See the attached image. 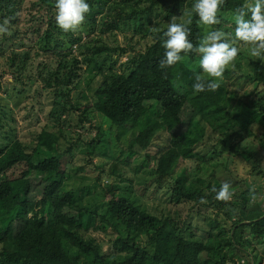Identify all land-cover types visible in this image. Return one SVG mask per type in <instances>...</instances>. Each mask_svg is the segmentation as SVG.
Masks as SVG:
<instances>
[{
	"label": "trees",
	"instance_id": "1",
	"mask_svg": "<svg viewBox=\"0 0 264 264\" xmlns=\"http://www.w3.org/2000/svg\"><path fill=\"white\" fill-rule=\"evenodd\" d=\"M26 1L29 0H0V22L9 20V31L0 33V56L7 47H24L19 33L12 28L20 22ZM249 2L223 0L218 11L219 23L206 26L208 30L193 13L188 38L195 46L211 29L232 33L234 12ZM30 3L35 11L32 33L36 36L41 33L46 40L53 39L55 47L61 48L63 41L57 36L54 0H30ZM88 3L89 12L84 21L91 26L98 24L102 34L121 30L122 25L129 27V21L135 23L132 32L150 39L151 43L127 60L123 73L109 72L102 78L82 114L91 108L103 117L122 121L120 128H137L136 141L143 147L156 149L154 154H146L143 163L150 167L156 190L166 194L168 204L192 203L224 210L222 217L230 220V227L227 231L210 219L214 227L206 234L205 241H201L186 233L185 223L171 217L158 218L127 195L112 194L105 206L102 204L99 220L104 224L108 244L86 235L99 219L95 220L99 208L80 207V192L89 193L88 189L67 188L64 184L69 176L63 159L69 149L61 151L59 142L64 135L61 128L54 130V126L66 110L67 91L72 81H80L82 66L97 65L96 55L125 54L126 49L112 48L103 42L91 47L89 42L76 38L69 43L78 56L55 52L59 57L57 67L43 76L46 85L56 88L49 113L53 124L42 126L32 149H26L18 141L4 145L6 152L0 149V264H234L230 254L244 252L252 240L264 244V202L262 206L248 209L251 191L230 203L216 199L212 189H218L220 184L214 174L213 180L207 176L208 166L203 158L191 175L187 170L176 172L175 168L187 150L185 133L197 135L198 139L208 127L218 134L217 142L232 151L245 138L253 136V129L261 130L263 137L264 99L236 103V96L227 92L222 82L215 91L195 93L192 84L195 74L201 70L199 54L194 51L182 52V60L172 66L159 67L164 52L163 32L171 17L187 19L193 0H88ZM230 22L232 29L227 26ZM65 35L72 34L65 32ZM27 60L28 53L20 51L13 52L7 62L21 72ZM249 64L252 83L264 85V65L255 60ZM58 88L66 91L58 93ZM189 107L192 110H187ZM183 110L189 117L191 133L189 127L181 134L177 132ZM158 137L160 140L154 144ZM90 146L93 154L105 152L99 140ZM112 172H116V167L113 166ZM257 173L264 177V171ZM193 176L197 182L191 179ZM233 209H237L235 216L231 213ZM246 234L250 242L244 237ZM250 252L252 264L264 261V248L261 253Z\"/></svg>",
	"mask_w": 264,
	"mask_h": 264
},
{
	"label": "rangeland",
	"instance_id": "2",
	"mask_svg": "<svg viewBox=\"0 0 264 264\" xmlns=\"http://www.w3.org/2000/svg\"><path fill=\"white\" fill-rule=\"evenodd\" d=\"M33 16L35 11L32 10L30 0L26 1L20 12V22L12 28L19 33L24 47L21 49H17V46L7 47L0 56V149L7 150L4 145L12 144L14 141H18L26 149H32L42 126L46 123L53 124L49 113L55 99L56 88L52 84L46 85L43 76L48 70L57 67L59 57L55 52L78 56L77 52H74L75 47L69 43V40L76 38H80L81 42H89L91 47L100 42L112 48L118 46L126 49V53L109 52L96 55L94 60L98 62L97 65L82 66L80 81L78 83L76 80L72 81L73 84L67 91L69 98L66 99L68 101L66 110L54 126V130L61 128L64 135L59 142L61 151L69 149L63 159V164L67 163L65 173L69 176L64 184L67 188L88 189L89 193L80 192L82 196L80 207L99 208L95 220L99 219L88 229L86 235L97 242L108 244L105 241L106 230L104 224L100 222V216L103 214L102 204L105 206L112 194L127 195L140 208L158 218L171 217L185 223L188 226L186 233L194 239L205 241L206 234L214 227L210 219L228 231L230 220L222 217L224 210L218 211L206 205L193 206L192 203L180 206L168 204L166 194L156 190L154 177L150 175V167L143 163L146 154L152 155L156 149L152 146L143 147L136 141L137 128L130 129L128 126L120 128L122 121L103 117L91 108L85 115L82 114L84 106L93 100L94 91L102 78L109 72L123 73L127 60L136 52L144 51L150 45V39L135 35L132 32L135 23L131 24L129 21L127 22L129 27L122 25L121 30L118 28L104 34L99 31L98 24L91 26L83 21L77 31H69L72 34L70 36L65 35V32L56 25L57 36L63 41L62 47L56 48L53 39L46 40L43 34L36 36L32 33ZM182 17L184 16L178 17L180 21L183 20ZM97 20L101 22L99 18ZM227 26L231 29L233 27L231 22ZM204 27L205 30L209 29ZM237 47L239 52L232 64L225 68L229 72L224 71L221 79L224 88L236 96V103L264 99V85L252 83V67L249 64L250 60H255L264 65V57H251L248 53L249 45L244 42L238 43ZM20 51L28 53V60L24 70L17 72L9 66L7 59L13 52ZM61 91L66 90L58 88L57 92ZM187 110L190 111L192 108L189 107ZM180 117L181 127L177 132L181 134L189 127L188 131L191 133L192 126L184 110ZM253 132V136L245 138L236 146V152L230 150L229 146L217 142L218 134L208 127L203 137L198 139L197 135L185 133L183 135H186L184 141L188 144L187 150L175 171L187 170V174L191 175V172L195 173L193 169L197 167V163L203 161L201 159L203 158L208 166L207 176L211 180L214 174L219 184L225 181L230 183L232 196L226 203L236 201L240 199L241 194L251 191L253 195L250 196L248 209L262 206L264 177L257 171H264V136H261V130L257 128L253 129ZM97 140L105 147L106 153L103 154L101 151L91 153L90 144ZM158 140L160 137L154 144ZM122 161L128 164L124 165ZM113 166L116 167L114 173ZM191 179L197 182L195 176ZM236 212L237 209L231 210L234 216ZM244 237L250 242L248 234ZM252 241L248 248H244V252L230 254L235 261L234 264H252L250 250L261 253L264 244ZM261 264H264V261Z\"/></svg>",
	"mask_w": 264,
	"mask_h": 264
},
{
	"label": "clouds",
	"instance_id": "3",
	"mask_svg": "<svg viewBox=\"0 0 264 264\" xmlns=\"http://www.w3.org/2000/svg\"><path fill=\"white\" fill-rule=\"evenodd\" d=\"M223 0H193L192 11L187 19L177 22V16L171 17L163 32V56L159 61L160 68H167L182 60L181 53L194 51L199 54L200 72L195 74L192 89L195 93L215 91L220 86L225 68L232 64L239 52L237 44L249 45L251 57H264V0H250L246 6L237 9L233 14L234 31L226 33L220 29H211L201 37L194 46L188 38L192 15L204 26L219 23L218 11ZM55 23L64 32H75L89 12L88 0H54ZM9 20L0 22V33H7ZM234 66V65H233ZM216 199L228 200L232 196L229 182H222L219 188H213Z\"/></svg>",
	"mask_w": 264,
	"mask_h": 264
}]
</instances>
